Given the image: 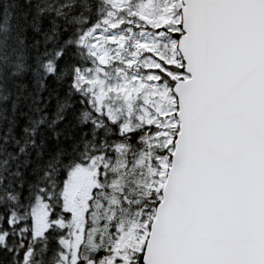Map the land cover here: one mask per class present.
I'll list each match as a JSON object with an SVG mask.
<instances>
[{"label": "snow or ice", "instance_id": "1", "mask_svg": "<svg viewBox=\"0 0 264 264\" xmlns=\"http://www.w3.org/2000/svg\"><path fill=\"white\" fill-rule=\"evenodd\" d=\"M0 264H264V0H0Z\"/></svg>", "mask_w": 264, "mask_h": 264}]
</instances>
